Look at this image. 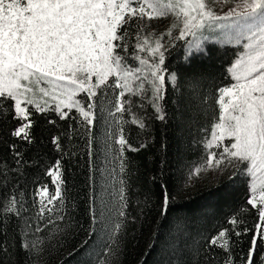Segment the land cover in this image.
<instances>
[{"label":"snow or ice","instance_id":"1","mask_svg":"<svg viewBox=\"0 0 264 264\" xmlns=\"http://www.w3.org/2000/svg\"><path fill=\"white\" fill-rule=\"evenodd\" d=\"M169 15L173 17L170 27L155 38L153 46L150 38L154 33L148 31L151 22ZM173 29L178 34L173 35ZM130 38L137 41L131 51ZM209 43L242 49L228 68L234 83L215 89L218 114L207 94L201 97L183 91L185 85L192 88L202 78L190 77L182 85L178 73L168 67V58L177 47L183 48V59L190 61L207 57ZM169 88L174 93L171 115L167 109ZM80 93L87 94L86 100L77 99ZM97 108L108 129L101 136L95 133ZM52 114L56 118H49ZM37 115L53 127L63 121L67 128L51 136L59 158L45 167L44 175L55 185V192L50 193L48 184L36 185L33 195L39 197L35 217L39 223L33 229L32 218L22 215L27 211L24 191L9 185L18 183L17 175L31 163L24 159L17 142L36 143L33 130ZM124 115L130 121L124 120ZM201 116L211 120L210 129L207 124L199 126ZM9 120L13 122L9 131L12 141L8 143L13 165L0 162V224H7L11 217L22 221L16 232L30 264H36L32 256L43 253L46 240L64 231L58 222L71 227L63 162L74 154L65 141L71 144L77 138L86 145L90 173L95 169L101 180L99 192L93 190L89 196V238L98 233L106 237L101 251L95 253L96 264H117L119 234L128 222L126 153L147 147L144 143L134 147L123 124L130 122L147 132L150 120L166 128L174 123L178 140L193 136L195 131L193 139L203 147V155L200 164L190 170L189 180L208 170H218L221 175L231 170L229 180L245 176L246 204L227 218V226L222 224L206 239L205 251L219 248L224 253L222 264H236L231 236L250 235V246L240 264H264V253L260 252L264 247V0H0V122ZM97 144L104 155V169L94 164ZM161 148L166 150L167 143L162 142ZM89 181L94 183L91 174ZM161 187L159 216L163 223L172 198L167 186L162 183ZM143 204L148 207L147 198ZM246 217L251 218V226ZM46 230L47 236L36 235ZM187 230L181 221L171 227L177 237ZM0 237V254L8 255L12 242L6 228ZM152 240L150 248L155 235ZM167 248L173 258L177 252H188L199 264L198 244L192 247L185 243L181 248L174 238ZM205 260L206 264H216L215 257Z\"/></svg>","mask_w":264,"mask_h":264},{"label":"trees","instance_id":"2","mask_svg":"<svg viewBox=\"0 0 264 264\" xmlns=\"http://www.w3.org/2000/svg\"><path fill=\"white\" fill-rule=\"evenodd\" d=\"M176 43L183 45L184 42L176 41ZM206 48L209 52L207 57L185 61L183 48L177 47L168 58V67L171 71L178 73L182 85L190 77L202 78L198 79L192 88L185 85L183 91L186 94H199L201 97L207 94L218 114V105L215 104L214 99L215 89L232 81L228 68L236 59L240 48L212 43L206 45ZM86 96V93H80L78 98L86 100ZM173 96L174 93L169 88V104L167 105L169 115L172 112L171 99ZM136 110L140 112V109ZM147 111L151 112L150 107ZM95 113L99 117L98 121H94L96 124L95 133L97 136H101L106 129L104 118L99 114L98 108ZM72 114L79 117V113L75 109H72ZM210 116L211 110L209 111ZM49 118H56L55 114ZM123 119L130 121V117L127 115H124ZM68 123L74 124V121L69 120ZM198 123L201 127L207 124L210 129V119L206 121L201 116ZM12 126L13 122L10 120L0 122V162L6 161L10 166L13 165V160L8 143L12 141L9 136ZM123 127L126 138L134 147L138 148L141 143L146 144L147 147L138 152L129 151L126 153L129 183L128 207L126 209L128 222L124 231L119 234L117 264H195L188 252H184L183 255L177 252L175 258L170 255L167 245L174 238L178 240L181 248L185 243L192 247L199 245L201 249L198 257L199 264H206L205 257L208 256L215 257L216 264H222L224 253L219 248L205 251L206 239L215 235L222 224L227 226V218L246 204L248 180L243 174L229 180V176L232 174L231 170L226 171L223 175L219 173L215 180L208 184L200 183L195 177L189 180L190 170L201 162L203 155V147L198 146L193 139L196 136L195 131H193V136H184L178 140L176 125L171 122L166 128L159 121L150 120L147 132H142L130 122L123 124ZM61 128H67L65 122L58 121V124L53 127L46 123L44 116L37 115L36 127L33 130L36 143L29 146L17 142L18 147L25 153L24 159L30 160L31 163L21 170L22 174L17 175L18 183L9 186L24 191L27 211L22 212V215L32 218L30 223L33 229L36 223H39L35 220L39 211L36 196L33 193L38 183L48 184L49 189H52V181L44 175V170L46 166H50L59 158L50 139ZM162 142L167 143L166 150L161 148ZM65 144L67 148H74V154L70 158L65 157L63 162L68 197L67 214L71 227H65L63 221L58 222L64 231L54 233L51 240H46L43 245V253L40 256L33 255L32 261L36 264H96L95 253L101 251L106 237L102 238V234L98 233L89 238L91 228L89 196L93 190L99 192L100 174L95 169L91 173L89 171L86 145L83 139L77 138L71 144L65 141ZM96 150L94 164L96 168L103 169L104 155L99 144L96 145ZM90 174L93 176L94 183L89 181ZM9 180H12L11 174ZM162 183L167 186V191L172 198L167 218L163 220V223L159 216V210L163 203ZM146 198L148 200L147 208L143 204ZM53 207L54 205L51 208ZM45 214L47 215V213ZM246 219L251 226V218L246 217ZM177 221L184 222L188 226V230L182 237H177V234L171 231L172 225ZM21 223L22 221L11 217L7 224H0V231L6 228L8 239L12 242L10 253L8 255L0 254L2 264H30L29 257L20 248V236L16 232L17 226ZM48 227L51 229L52 226ZM47 234L46 230L44 233L36 235L47 236ZM154 235V247L150 248L149 245L153 243ZM231 239L235 262L240 264L241 258L247 253L250 246V235H242L237 238L233 233ZM86 240L87 244L84 243ZM260 252L264 253V247ZM259 254H257V259H259Z\"/></svg>","mask_w":264,"mask_h":264},{"label":"rangeland","instance_id":"3","mask_svg":"<svg viewBox=\"0 0 264 264\" xmlns=\"http://www.w3.org/2000/svg\"><path fill=\"white\" fill-rule=\"evenodd\" d=\"M217 11H219V8H217ZM172 20H173V17L171 15H169V17L160 18V19H157V20H153L151 22V27L148 29V31H151V32L154 33V36L150 38V43L153 46H154V43H155V38L158 37L161 33L165 32L170 27V25L172 23ZM176 34H178V30L173 29V35H176ZM143 35H146V33H143L142 37H143ZM164 39L167 40L169 38L168 37H164ZM128 42H129V50L131 51L134 48V46H135L137 41L134 38H130ZM140 42L142 43L143 40L141 39ZM241 51H242V49L240 48V52ZM142 55L147 56L146 53H143ZM238 55H237L236 59L238 58ZM230 83H234V81H231ZM41 86L42 87H46V85H43V84ZM118 91H119V89H118ZM77 99H79V98L77 97ZM51 103L52 102L50 101V104ZM218 109H219V106H218ZM64 110L66 111L67 109H64ZM116 115H117V118H118L119 114H116ZM107 131H108V129L106 127L104 134ZM114 147L117 150H119V148H120V146L118 144H115ZM103 161H104V166H103V169H104L105 168V159ZM199 164H197V165H199ZM109 167H111V166L109 165ZM219 173L220 172L218 170L201 171L198 176H194V177L200 183L208 184V183H212L215 180V178L218 176ZM49 191H50V193H54L55 192V185L53 183H52V189H49ZM36 201H37V205H38L37 207H38V211H39V197L38 196H36ZM52 206L53 205H47L48 208H51Z\"/></svg>","mask_w":264,"mask_h":264}]
</instances>
